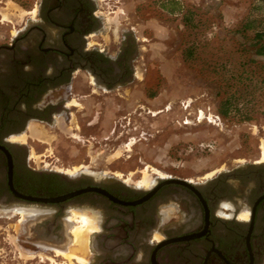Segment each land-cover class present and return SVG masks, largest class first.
Masks as SVG:
<instances>
[{
	"label": "flooded vegetation",
	"instance_id": "obj_1",
	"mask_svg": "<svg viewBox=\"0 0 264 264\" xmlns=\"http://www.w3.org/2000/svg\"><path fill=\"white\" fill-rule=\"evenodd\" d=\"M114 2L0 0V264H264L261 144L254 158L144 183L37 164L16 138L32 121L88 116L82 100L101 90L127 94L144 39L131 27L115 38ZM73 210L95 222L69 261Z\"/></svg>",
	"mask_w": 264,
	"mask_h": 264
},
{
	"label": "rangeland",
	"instance_id": "obj_2",
	"mask_svg": "<svg viewBox=\"0 0 264 264\" xmlns=\"http://www.w3.org/2000/svg\"><path fill=\"white\" fill-rule=\"evenodd\" d=\"M113 1L117 7H111L115 11L108 14V24L115 38L131 27L133 35L144 39L136 77L124 97L101 90L98 99L84 98L88 116L75 112L70 119L35 121L38 139L27 130L26 139L18 140L36 163L53 159L68 171L86 167L128 181L139 174L143 182L144 168L148 179L152 171L193 177L254 158L258 145H264V56L254 53L250 35L264 29V0H181L199 10L206 23L193 62L182 56L193 33L183 27L180 14L166 13L153 0ZM139 3L152 7V19L144 21L142 6L135 8ZM247 15L252 28L241 35L236 29ZM243 54L257 62L243 64ZM227 96L234 98V112L223 116L218 107ZM245 109L250 117L240 119Z\"/></svg>",
	"mask_w": 264,
	"mask_h": 264
},
{
	"label": "trees",
	"instance_id": "obj_3",
	"mask_svg": "<svg viewBox=\"0 0 264 264\" xmlns=\"http://www.w3.org/2000/svg\"><path fill=\"white\" fill-rule=\"evenodd\" d=\"M152 3L168 14L181 15V23L183 27L188 31H192L193 33L191 34L192 36L188 37L184 42L182 56L187 62L195 61L197 59L196 57L200 47L198 33H202L206 27L205 20L200 18L201 14L198 13L199 10L183 4L181 0H153ZM138 6H142V13L145 14L144 18L150 17L152 15L149 10V8L152 7L148 6L147 3H139L135 6V8L138 9ZM250 17V15L245 16L236 29L241 35H247V32L252 28L249 21ZM194 32H196V34ZM250 38L254 53L256 55L264 56V29L254 30L252 35H250ZM243 55L246 57L240 60L243 64H249V61L257 62L256 60L247 57L245 54ZM218 111H220L219 113L223 116H229L232 114V112H234V98H231L230 96L225 97L221 101ZM239 114L240 119L246 120L250 117L249 112L246 109L240 110Z\"/></svg>",
	"mask_w": 264,
	"mask_h": 264
},
{
	"label": "bare ground",
	"instance_id": "obj_4",
	"mask_svg": "<svg viewBox=\"0 0 264 264\" xmlns=\"http://www.w3.org/2000/svg\"><path fill=\"white\" fill-rule=\"evenodd\" d=\"M75 103V102H74ZM77 104V103H76ZM203 114V112H200V116ZM211 115V114H210ZM27 130L29 131L28 136H30L31 138H36L38 139V137L35 136L36 132H37V124L36 123H31L28 124L27 126ZM17 139H21V140H25L26 139V134L23 133L22 135L16 137ZM263 146V155H264V145ZM261 146V147H262ZM42 155V154H41ZM35 157V156H34ZM37 157V156H36ZM39 157V156H38ZM146 169L144 168V174H143V182H148V175L145 171ZM160 173V172H159ZM22 216L26 215L28 213V210H23V209H19ZM72 218H79V225L73 227L72 229V233L74 236V242L77 244L76 248L74 249H79L81 251H84L87 248V238H88V232L94 227V222H95V217L94 215H92V213H88L85 211H78V210H73L71 216ZM69 252L67 253V257L69 259H71V256L75 255V251L68 248ZM77 255V254H76ZM78 259H82L81 257L77 256ZM83 260V259H82Z\"/></svg>",
	"mask_w": 264,
	"mask_h": 264
},
{
	"label": "water",
	"instance_id": "obj_5",
	"mask_svg": "<svg viewBox=\"0 0 264 264\" xmlns=\"http://www.w3.org/2000/svg\"><path fill=\"white\" fill-rule=\"evenodd\" d=\"M75 193H76V191L69 192V193H67V194H65V195H63V196L56 197V198H51V199H49V200H51V201H55V200H58V199H62V198H66V197H70V196L74 195Z\"/></svg>",
	"mask_w": 264,
	"mask_h": 264
},
{
	"label": "crops",
	"instance_id": "obj_6",
	"mask_svg": "<svg viewBox=\"0 0 264 264\" xmlns=\"http://www.w3.org/2000/svg\"><path fill=\"white\" fill-rule=\"evenodd\" d=\"M152 18H153L152 16L147 17V18H146L147 20H144V21H148V20H150V19H152Z\"/></svg>",
	"mask_w": 264,
	"mask_h": 264
}]
</instances>
